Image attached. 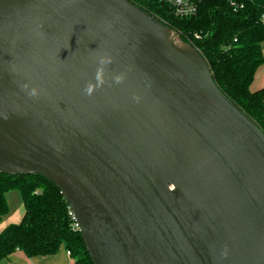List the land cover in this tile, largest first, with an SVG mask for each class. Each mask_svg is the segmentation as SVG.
I'll list each match as a JSON object with an SVG mask.
<instances>
[{
    "label": "water",
    "instance_id": "water-1",
    "mask_svg": "<svg viewBox=\"0 0 264 264\" xmlns=\"http://www.w3.org/2000/svg\"><path fill=\"white\" fill-rule=\"evenodd\" d=\"M130 0H0V171L40 175L92 264H264V132Z\"/></svg>",
    "mask_w": 264,
    "mask_h": 264
},
{
    "label": "trees",
    "instance_id": "trees-1",
    "mask_svg": "<svg viewBox=\"0 0 264 264\" xmlns=\"http://www.w3.org/2000/svg\"><path fill=\"white\" fill-rule=\"evenodd\" d=\"M130 1L179 30V37L203 55L220 89L264 132V87L250 89L263 61L264 0H192L196 11L188 15L175 14L170 0ZM10 190L18 191L24 210L18 222L0 230V260L15 250L28 256L52 255L62 245L74 264H92L52 182L37 174L0 171V220L8 212L5 195Z\"/></svg>",
    "mask_w": 264,
    "mask_h": 264
},
{
    "label": "crops",
    "instance_id": "crops-1",
    "mask_svg": "<svg viewBox=\"0 0 264 264\" xmlns=\"http://www.w3.org/2000/svg\"><path fill=\"white\" fill-rule=\"evenodd\" d=\"M262 55L263 61L256 68L250 83V89L252 90L264 87V43L262 45ZM5 197L8 204V212L0 220V230L9 223L18 222L21 219L24 210L21 197L17 190L7 191ZM15 198H18L19 202L11 211L9 204L11 200ZM0 264H74V260L66 253L65 248L61 245L52 255L28 256L22 250H15L7 257L1 259Z\"/></svg>",
    "mask_w": 264,
    "mask_h": 264
},
{
    "label": "built area",
    "instance_id": "built-area-1",
    "mask_svg": "<svg viewBox=\"0 0 264 264\" xmlns=\"http://www.w3.org/2000/svg\"><path fill=\"white\" fill-rule=\"evenodd\" d=\"M174 7V12L177 15H188L193 14L196 11V3L192 0H170ZM195 37H198V34H195ZM67 213L72 220V228L78 229L76 221L73 217L72 211L68 204L66 203ZM66 253L69 254V251L66 250Z\"/></svg>",
    "mask_w": 264,
    "mask_h": 264
},
{
    "label": "rangeland",
    "instance_id": "rangeland-1",
    "mask_svg": "<svg viewBox=\"0 0 264 264\" xmlns=\"http://www.w3.org/2000/svg\"><path fill=\"white\" fill-rule=\"evenodd\" d=\"M175 38H176V40H177V39L182 40L181 37H175ZM14 192H16V191H14ZM16 193H17V192H16ZM16 193H15V194H16ZM18 202H19L18 198H15V199H12V200H11V202H10V204H9V208H10L11 211L15 208L16 205H18Z\"/></svg>",
    "mask_w": 264,
    "mask_h": 264
}]
</instances>
